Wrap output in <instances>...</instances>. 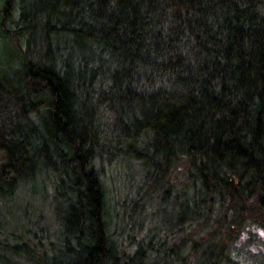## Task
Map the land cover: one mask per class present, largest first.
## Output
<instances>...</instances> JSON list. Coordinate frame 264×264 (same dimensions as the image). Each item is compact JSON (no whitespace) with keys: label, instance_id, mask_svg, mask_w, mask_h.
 I'll return each mask as SVG.
<instances>
[{"label":"trees","instance_id":"obj_1","mask_svg":"<svg viewBox=\"0 0 264 264\" xmlns=\"http://www.w3.org/2000/svg\"><path fill=\"white\" fill-rule=\"evenodd\" d=\"M127 162L183 225L135 239L112 212L115 239L104 170ZM19 193L52 222L7 212L0 264H256L229 251L264 229V0H0V202Z\"/></svg>","mask_w":264,"mask_h":264},{"label":"rangeland","instance_id":"obj_2","mask_svg":"<svg viewBox=\"0 0 264 264\" xmlns=\"http://www.w3.org/2000/svg\"><path fill=\"white\" fill-rule=\"evenodd\" d=\"M117 166L107 167L104 170L105 194L107 196V205L109 210L107 221L112 234L115 232V212H120L121 216L123 213H125L127 216H131H129L130 218L124 220H122V217H120V224L127 223L128 221L136 225L142 223L140 224V227H142L139 230H137L138 228L135 229L139 233L130 232V235L136 236H134L135 239L139 238L141 235L146 236V234H150L148 233V229L151 228L152 225L153 227L157 226L159 230H162L161 232L163 233L168 232L175 227L181 226L186 222L188 216H186L185 212L171 211L174 203L165 202L161 204L158 202L160 197V188H158L159 190H152L150 184L148 185L142 182L140 178V169L136 163L127 162L126 165L124 164V166L121 165L119 168ZM142 185L144 186L143 188ZM175 204L178 206L180 203L175 202ZM132 205L133 207H131ZM51 207L52 206L48 201V197L45 198L43 193H37L36 195L19 193L16 194V196L8 203L5 200H1L0 237L8 235V226H14L13 219L7 216V212H9V214L11 212L13 215L15 214V216L21 217L20 220L17 221L19 222L20 229L27 224V218H24V216H30L32 218L38 219L39 226L44 225V222L50 224L52 222V218H50L47 213L41 212H53ZM22 212L29 213L24 214ZM131 212H140V218H138V216H132ZM153 212H156L154 216ZM40 214H42V217L38 218ZM6 220L10 221L8 222ZM5 222H7V224ZM120 228L121 227H119V230L117 229L118 231L116 234H114V237L115 239L118 237L121 238L122 240H120V242H123L125 234L123 235V233H120ZM17 234H19V232ZM129 237L128 239H131V237ZM234 243L235 246L229 251V255L232 257V259L241 258L246 255L247 257L252 258L251 261L256 264H264L263 227L257 224H252L248 228H242L239 239H237ZM245 263L247 262L245 261Z\"/></svg>","mask_w":264,"mask_h":264}]
</instances>
